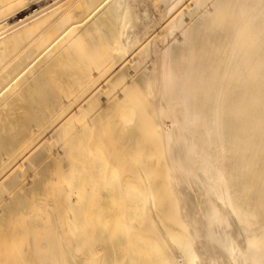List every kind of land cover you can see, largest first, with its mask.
<instances>
[{"label": "bare ground", "instance_id": "obj_1", "mask_svg": "<svg viewBox=\"0 0 264 264\" xmlns=\"http://www.w3.org/2000/svg\"><path fill=\"white\" fill-rule=\"evenodd\" d=\"M2 1L0 264H84L107 158L165 264H264V0Z\"/></svg>", "mask_w": 264, "mask_h": 264}, {"label": "rangeland", "instance_id": "obj_2", "mask_svg": "<svg viewBox=\"0 0 264 264\" xmlns=\"http://www.w3.org/2000/svg\"><path fill=\"white\" fill-rule=\"evenodd\" d=\"M19 1V4H16L15 6L17 9L30 5V7H34V2L36 0H23L21 3ZM77 1L78 0L73 1L72 6L74 7L75 4V7L77 5L79 8L83 1ZM0 4V12H2L4 9V3L2 0H0ZM10 10L12 11V8ZM68 10H70V7ZM68 10L64 11L65 13L63 12L62 15L67 14ZM57 20L58 18L52 21L53 23H47L45 25V27L47 26L46 30ZM45 27L43 26L41 30L43 28L45 29ZM156 27L157 26L155 25V27L151 28V32L155 30ZM150 34H147L142 40H146ZM14 59H16V57H14ZM14 59L8 61V64ZM34 62L35 61L32 63ZM7 66L9 67V65L6 64L2 67L4 69L1 68V73L4 72L3 70L7 69ZM23 66H25V64ZM23 66L21 70L23 69ZM25 68L27 69V66L24 67V70H26ZM26 72L25 74H27ZM103 157L104 155L102 154V158ZM107 159H104L105 164L107 163L106 166L99 168L97 172L100 177L104 178L107 173V177L105 179L101 178L103 182H100L99 179L95 181V183L101 186L100 191L99 189L95 190L96 193L93 192L95 195L87 193V195H89L87 196L88 200H85L87 203L89 202L88 207H90V210H94L95 216L101 219L100 227L97 229V237L94 238L93 236L91 237V235L89 236L86 234L79 246L77 248L73 247L72 249L79 252L85 251L90 254V258L86 259L84 264H95L93 256L97 257L100 255L103 256L102 264L123 263L124 261L121 260L122 257H130V260L127 261L126 264H165L163 249L157 241L153 237H146L134 232H129V226L124 220V216H127L130 221L135 223H141L143 221L145 217L143 208L146 203L143 185H141L136 179L122 174L116 162L110 161L111 163L109 165V160ZM88 183L89 181H84L83 185L85 188ZM149 183H151V181H149ZM98 192L100 193L98 194ZM94 206L95 208H93ZM159 219L162 220L161 215H159Z\"/></svg>", "mask_w": 264, "mask_h": 264}]
</instances>
